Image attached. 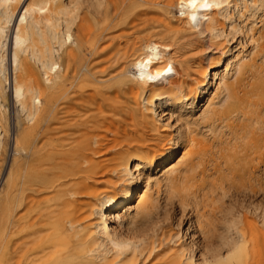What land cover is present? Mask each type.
<instances>
[{"label": "bare ground", "instance_id": "1", "mask_svg": "<svg viewBox=\"0 0 264 264\" xmlns=\"http://www.w3.org/2000/svg\"><path fill=\"white\" fill-rule=\"evenodd\" d=\"M247 2L0 0V264H264V211L229 208L213 240L203 209L226 184L260 193L247 179L263 160L264 0H250L252 49L220 46L229 7ZM157 96L175 133L147 112ZM159 128L171 144L153 155ZM175 205L179 223L191 212L185 234L153 237Z\"/></svg>", "mask_w": 264, "mask_h": 264}, {"label": "rangeland", "instance_id": "2", "mask_svg": "<svg viewBox=\"0 0 264 264\" xmlns=\"http://www.w3.org/2000/svg\"><path fill=\"white\" fill-rule=\"evenodd\" d=\"M248 8L249 10L246 12H243L242 15H240L239 10L241 11V6L240 5V9L235 8L234 6H230L229 10L231 12V19H226L224 21V26H225V34L223 35V37L220 39V46L223 48H227V47H232L233 51L237 50L238 48H242L243 50H245L246 52L252 49V45H253V39L251 37H249V30L247 29V27H249L250 25H252V16L251 13L254 12V6L250 3V0H248ZM241 4V3H240ZM256 16H259V18H261V21H257L254 25V33L255 36H257V34L259 32H264V7L260 10H257ZM264 38L262 40H260L259 45L256 48V59L258 60V62L260 61L259 57L262 54V51L264 49ZM204 48L202 51H200L198 53L199 58H204L206 54H211V52H213V46H209L208 44L204 45ZM225 61L224 58V54H215L214 58H212L211 60V64L213 66H215L216 68H219V71H221L224 66H223V62ZM206 62V59L205 61ZM249 75V72L247 73ZM194 76H196L197 78L199 77V74L194 73ZM209 78V75H208ZM207 93H204V97L200 98V101L197 103V107L195 108V110H191L189 108V104H187V109L186 110H182V112L184 114H190V113H194L195 116L198 114L196 112H198V109L203 107L206 101L207 96L209 95V93H212L215 91V86L214 85H209L207 87ZM164 99H161V96H157L153 98V110H147V112L151 113V114H158V117L160 118L161 122H165V121H169L171 126L169 127V129L167 130V132L172 131V133H175L176 130L175 128L178 126V124L180 123L179 121L176 120V114H174L171 118H168L169 116V107L167 103H163ZM11 111H12V107H11ZM155 111V112H154ZM153 133L155 134L154 136H160V138H155L152 140H149L148 142L151 144V147L157 150L155 151H151L154 154H157L159 151H166L167 147L171 144L170 139L168 138L171 135H166V132L161 131V129L159 128L158 130L153 131ZM158 141H160V144L158 146L155 145V143H157ZM179 150V151H178ZM177 150V156H180L181 154V148L179 146ZM261 151L263 152L262 155V159H256L253 161V165L254 167H252V169H254V173L253 175L256 177V179L259 181L258 184L257 181L255 182L254 179L252 178H248L247 182H250L254 185H252L251 188H253L254 190L260 191V193L257 192V194H253L252 192L250 193V191H248L249 189H243L242 191H235L232 188H227V184L225 186V190L227 191L226 195H223V188L219 187L217 190H212L210 191L211 195H213V201H210L209 203H207L206 206H204L203 209H205L208 213L209 216L214 217V234L216 236H214L213 240L217 239V235H222L225 234L227 231V227L228 225L231 223V221H225L226 219H224V214H226V212H228L229 208H233L234 211L240 210L241 213L239 214V216H243V215H247L249 219H253L254 221H261L262 220V213L264 211V147L261 149ZM134 162L135 160H131V169H134ZM161 171H158L157 174H160ZM136 173V172H135ZM246 180V179H245ZM220 182V181H218ZM223 184V183H222ZM161 199L160 202H162V205L165 203L163 200V194H161ZM137 203V199H135L134 201L130 202L129 205L134 206ZM258 206V210H254V206ZM126 208L128 207L125 206ZM162 210V209H161ZM179 207L177 205H175V210L174 213L172 215V218L169 220L171 221V223L168 222H163L160 223L157 226V230L153 233L151 232L150 234L153 237H157V238H163L164 235L167 232H170V230H179L180 235L181 234H185L186 232V228L188 226V216L190 215V211L188 213H186V215L184 214V216L182 217V221L179 223L180 221V216L181 213L179 211ZM160 211V209H157V212ZM260 215V216H259ZM216 220V221H215ZM167 221V220H164ZM138 222V221H137ZM231 229L234 228L230 227ZM122 231L124 235H130L131 237L135 235L134 231L130 229L129 224L127 223V221H125L122 225ZM142 235V234H139ZM136 235V238H140L142 236ZM187 237V236H186ZM150 240V239H149ZM196 256L199 255V253H196Z\"/></svg>", "mask_w": 264, "mask_h": 264}]
</instances>
